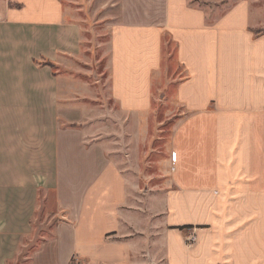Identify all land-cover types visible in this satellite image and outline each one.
Masks as SVG:
<instances>
[{
  "label": "crops",
  "instance_id": "1",
  "mask_svg": "<svg viewBox=\"0 0 264 264\" xmlns=\"http://www.w3.org/2000/svg\"><path fill=\"white\" fill-rule=\"evenodd\" d=\"M83 2L0 0V264H264V12ZM169 89L181 113L152 210L123 133L149 135ZM107 117L109 138L91 131Z\"/></svg>",
  "mask_w": 264,
  "mask_h": 264
},
{
  "label": "rangeland",
  "instance_id": "2",
  "mask_svg": "<svg viewBox=\"0 0 264 264\" xmlns=\"http://www.w3.org/2000/svg\"><path fill=\"white\" fill-rule=\"evenodd\" d=\"M77 2L81 1L82 5L85 6V3L83 1L85 0H76ZM192 3L198 5L199 7H202L204 9L209 10L210 7L214 8L215 5L220 6V11H225L232 7L235 3H237L239 0H191ZM254 1V7L256 6V9L260 10V12H264V0H253ZM81 11L82 16L86 15L88 13V7H83ZM218 11H215V16L211 15V18L219 16ZM264 31V30H263ZM174 46V45H173ZM166 56H167V66L170 67V69L173 70V72H177L175 69L176 67V61H175V48L170 47L169 50H166ZM169 70V69H168ZM170 70V72L172 71ZM170 90V89H169ZM168 90V91H169ZM174 90H170L169 96L167 98H161L160 101H156L153 104L152 110H156L155 113H152V117L149 119V135H143L142 132H139L137 129L135 131V135L128 134L126 131L123 133V140L122 147L124 148L123 154H126L127 150V144L126 141L129 142V154L124 155L127 159V162L131 164V170L136 175V179L139 178L141 182L146 186L148 185L147 189L148 191L144 193V199L145 204L150 206L152 210L157 209V205H159L158 200V193L159 190L162 189L167 184L166 181L159 179L160 176H169L171 171V164H170V153L171 152V145H172V137L174 130L176 128V120L179 113H181V107L177 102V99L175 98V94L173 93ZM159 112V113H158ZM92 121V120H89ZM142 122L143 120L136 119V125L139 122ZM90 124V123H89ZM112 124V120L110 117H107L106 119H100V120H94L92 121L91 125V131L97 129L99 126L103 128H107V132L105 133V137H110V127ZM95 126V127H93ZM147 132V133H148ZM117 137V135H115ZM110 142V141H109ZM114 146H117V143L114 144H108V151L110 152V148ZM174 169V167H173ZM139 176V177H138ZM162 178V177H161ZM150 180V181H149ZM148 182V183H147ZM44 196L46 194H43ZM47 202L49 204V208H52L55 205L54 197L51 194H47ZM43 199V197H42ZM47 204V205H48ZM51 216L44 215L43 217H39L35 220L34 225L36 226V230H38V227L41 228L43 224L41 222H46L50 220ZM153 218V215H152ZM36 237L34 242H37L40 239V233H35L34 235ZM32 238V237H31ZM34 238V237H33ZM24 242L27 243L29 240L27 238H24ZM35 244V243H34ZM24 249L23 246H20V248H17V250ZM28 251H30V248H27ZM23 254H21L22 256ZM20 256V258H21ZM15 264V263H12Z\"/></svg>",
  "mask_w": 264,
  "mask_h": 264
},
{
  "label": "built area",
  "instance_id": "3",
  "mask_svg": "<svg viewBox=\"0 0 264 264\" xmlns=\"http://www.w3.org/2000/svg\"><path fill=\"white\" fill-rule=\"evenodd\" d=\"M197 239L198 238H197V235H196L195 232L191 233V234H188L186 236V243H187L188 246H192V245L196 244Z\"/></svg>",
  "mask_w": 264,
  "mask_h": 264
}]
</instances>
